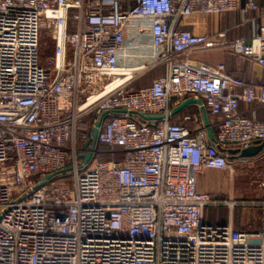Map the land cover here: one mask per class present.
Segmentation results:
<instances>
[{
  "label": "built area",
  "instance_id": "built-area-1",
  "mask_svg": "<svg viewBox=\"0 0 264 264\" xmlns=\"http://www.w3.org/2000/svg\"><path fill=\"white\" fill-rule=\"evenodd\" d=\"M232 11L249 37L182 27ZM197 48L264 70V0H0V264H264V226L207 223V206L239 202L198 186L204 168L232 170L223 148L264 141V121L239 107L264 105V77L190 58ZM188 97L217 117L215 140L198 117L174 120ZM105 111L97 145L122 156L96 147L86 163Z\"/></svg>",
  "mask_w": 264,
  "mask_h": 264
},
{
  "label": "crops",
  "instance_id": "crops-1",
  "mask_svg": "<svg viewBox=\"0 0 264 264\" xmlns=\"http://www.w3.org/2000/svg\"><path fill=\"white\" fill-rule=\"evenodd\" d=\"M241 2L243 3L244 0ZM255 14L256 12H250V16ZM226 16L227 14L220 17L195 15L184 20L182 27L197 33H212L218 29H228L229 38L249 37L251 35L249 23L230 22ZM202 53H214L215 59L210 61L202 59L199 57ZM188 56L192 59L207 61L212 65L223 62L230 74L256 83L263 82L264 70L259 65L250 58L237 55L231 51L222 48H216V50L197 48L191 51ZM239 107L245 115L264 121L263 104L241 102ZM189 115H195L204 121L201 107L196 103L186 106L174 116V120L185 123L193 129L195 126L192 121L185 119ZM209 118L213 126L217 117L209 113ZM213 129L215 131L214 127ZM229 161L232 170L204 168L198 176V186L201 190L211 193L217 200L227 201L233 197L239 203L234 208L229 207L226 203L207 206L205 221L211 224L232 223L236 228L261 231L264 226V209L260 203H251L255 197L250 196V194H257L256 198L260 199L259 202L264 200V184L262 183L264 180V151L254 158L229 159ZM239 166L247 167L252 172L260 170L261 175L257 178L258 176H251L249 173L236 172L235 168Z\"/></svg>",
  "mask_w": 264,
  "mask_h": 264
},
{
  "label": "water",
  "instance_id": "water-1",
  "mask_svg": "<svg viewBox=\"0 0 264 264\" xmlns=\"http://www.w3.org/2000/svg\"><path fill=\"white\" fill-rule=\"evenodd\" d=\"M192 103H196L200 105L201 111L203 114L204 123L208 129L209 136L212 140H215V131L211 124L207 108L205 107L202 99L190 97V98L183 100L180 104L176 105L173 108L171 115L175 116L180 111H182L186 106ZM111 112L112 111H105L104 113H102L93 129L92 136L90 139V142H92L91 148L86 154L83 155L86 163L90 162L94 156V153L97 147V137H98L99 129L103 123L104 118ZM118 112L123 113V112H126V110L122 109V110H118ZM134 113L140 115L143 119L149 120V121L160 120L164 117V115H161V114L160 115H150V114H145L143 112H134ZM222 150L228 153V158L230 160H235V159H240V158H254L264 151V141L256 142L244 148H227V149L223 148ZM51 176L52 175H48V178H50Z\"/></svg>",
  "mask_w": 264,
  "mask_h": 264
},
{
  "label": "rangeland",
  "instance_id": "rangeland-1",
  "mask_svg": "<svg viewBox=\"0 0 264 264\" xmlns=\"http://www.w3.org/2000/svg\"><path fill=\"white\" fill-rule=\"evenodd\" d=\"M227 14V16H226V18L230 21V22H241L242 21V15H241V13L238 11H232V12H228V13H226ZM225 14V15H226ZM249 15H250V13H249ZM41 40L44 42V41H46L47 40V38H46V36L45 35H43L42 37H41ZM212 50H216V48L215 49H212ZM41 63L42 64H47V56L49 55V51H47V48L46 47H44V45H43V48L41 49ZM199 57L200 58H202V59H206V60H213V59H215V55H214V53H209V54H204V53H202V54H200L199 55ZM205 62H207V61H205ZM210 64V63H209ZM154 77V75H152L151 77H150V79L148 80V81H146L145 83H150L151 81H152V78ZM87 120V119H86ZM81 157V159L83 158V154L80 156ZM235 171L236 172H243V173H249V175H251V176H258L257 178H259L260 177V175H261V172H260V170H258V171H251L249 168H247V167H241V166H239V167H236L235 168ZM69 179V181L70 182H72V179L69 177L68 178ZM42 182H45V180L44 181H40V183H39V185L42 183ZM250 196H254L255 197V199H253V200H260L259 198H256L258 195L257 194H250Z\"/></svg>",
  "mask_w": 264,
  "mask_h": 264
},
{
  "label": "trees",
  "instance_id": "trees-1",
  "mask_svg": "<svg viewBox=\"0 0 264 264\" xmlns=\"http://www.w3.org/2000/svg\"><path fill=\"white\" fill-rule=\"evenodd\" d=\"M160 71H154L152 72L148 77L147 79L145 80L148 81L150 79V77L152 75L156 76L157 74H159ZM210 113V112H209ZM210 115L213 116V114L210 113ZM191 117V119H189L190 121H192V123L194 124V126H196V121H195V115H189ZM95 115H90V116H87L85 117L79 124V129L80 130H87V131H91L92 130V124H93V120L95 119ZM87 119V120H86ZM97 148L99 151H101L99 153V156L101 158H106V159H109V158H121V154L120 153H113L111 151V147L107 146V145H103V144H98L97 145Z\"/></svg>",
  "mask_w": 264,
  "mask_h": 264
}]
</instances>
